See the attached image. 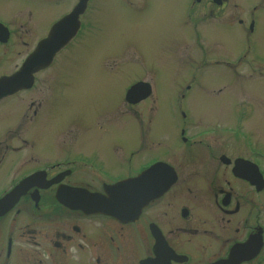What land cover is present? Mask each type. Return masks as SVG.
I'll use <instances>...</instances> for the list:
<instances>
[{
    "label": "flooded vegetation",
    "instance_id": "af4514ba",
    "mask_svg": "<svg viewBox=\"0 0 264 264\" xmlns=\"http://www.w3.org/2000/svg\"><path fill=\"white\" fill-rule=\"evenodd\" d=\"M97 1L74 12L82 0H0V264H264V151L240 118L198 128L180 100L153 137L143 119L122 125L124 137L66 136L86 129L66 117L64 72L106 31ZM125 1L149 12L153 0ZM183 1L198 42L242 34L264 62V0ZM127 92L119 106L151 97ZM113 203L124 217L108 213Z\"/></svg>",
    "mask_w": 264,
    "mask_h": 264
},
{
    "label": "rangeland",
    "instance_id": "374dc122",
    "mask_svg": "<svg viewBox=\"0 0 264 264\" xmlns=\"http://www.w3.org/2000/svg\"><path fill=\"white\" fill-rule=\"evenodd\" d=\"M108 2L97 1L101 9L96 12H109V18L91 57L81 54L64 72L65 94L73 90L75 104L66 108V117L86 128L81 135L75 126L66 136H79L81 141L124 137L128 134L122 132V125L143 119L144 136L153 137L155 121L168 131L173 119L165 111L186 94L184 104H189L196 127H233L240 118L244 131L264 151V62L255 60L250 40L241 34L230 42H198L183 22L186 1L153 0L149 12H131L125 0H112L110 8ZM139 4L131 5L138 9ZM210 34L204 39H212ZM138 82L151 84V97L135 109L125 101L119 106V98ZM202 173L192 171L194 183L196 177L203 178ZM193 190L192 196L197 188Z\"/></svg>",
    "mask_w": 264,
    "mask_h": 264
},
{
    "label": "water",
    "instance_id": "95a60500",
    "mask_svg": "<svg viewBox=\"0 0 264 264\" xmlns=\"http://www.w3.org/2000/svg\"><path fill=\"white\" fill-rule=\"evenodd\" d=\"M87 0H82L81 2V9L77 7L74 12L82 11V8L85 6ZM135 89L136 91H133ZM151 94V87L149 84L146 83H138L134 85L127 94V99L129 102L135 103L142 99L147 98ZM120 201V199H119ZM120 207L113 203L112 207L108 209V213L112 214L115 217H123V213L121 212Z\"/></svg>",
    "mask_w": 264,
    "mask_h": 264
},
{
    "label": "snow or ice",
    "instance_id": "6c2138e0",
    "mask_svg": "<svg viewBox=\"0 0 264 264\" xmlns=\"http://www.w3.org/2000/svg\"><path fill=\"white\" fill-rule=\"evenodd\" d=\"M133 91H136L135 89H133Z\"/></svg>",
    "mask_w": 264,
    "mask_h": 264
}]
</instances>
